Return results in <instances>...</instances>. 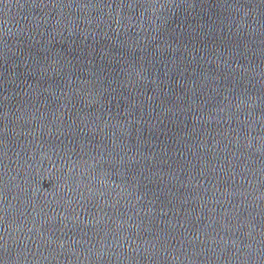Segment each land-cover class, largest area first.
Returning a JSON list of instances; mask_svg holds the SVG:
<instances>
[{
  "label": "water",
  "instance_id": "obj_1",
  "mask_svg": "<svg viewBox=\"0 0 264 264\" xmlns=\"http://www.w3.org/2000/svg\"><path fill=\"white\" fill-rule=\"evenodd\" d=\"M0 264H264V0H0Z\"/></svg>",
  "mask_w": 264,
  "mask_h": 264
}]
</instances>
